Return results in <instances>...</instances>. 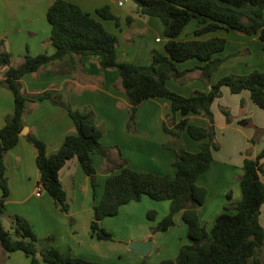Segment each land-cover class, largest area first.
I'll list each match as a JSON object with an SVG mask.
<instances>
[{"label":"crops","instance_id":"crops-1","mask_svg":"<svg viewBox=\"0 0 264 264\" xmlns=\"http://www.w3.org/2000/svg\"><path fill=\"white\" fill-rule=\"evenodd\" d=\"M54 1L0 0V51L6 49L12 53L13 65H18L27 53L52 54L56 51L50 38L52 25L47 17L48 9ZM70 1L94 15L108 30L117 34L118 57L121 60L149 64L154 49L166 53L168 37L164 34L162 20L157 16L139 15L137 4L133 0H123L122 5L119 4L120 0ZM105 6H109L118 15L119 24L114 19H106L97 14V9ZM130 15L134 16L131 22L128 21ZM195 18L186 24L177 39L226 37V48L216 54L225 60L213 73L209 83L205 82L201 71L197 69L188 72L190 78L184 82L169 78V88L182 95H190L195 90H209L211 83L229 73L247 74L254 69L264 72V41L258 34L236 33L232 29L220 28L196 35L195 29L202 25L203 19ZM229 51H242V54L233 56V59ZM201 64L203 62L197 58L178 62L182 70ZM6 68L0 66V81ZM21 82L28 93L54 88L56 94L74 108L90 105L95 111L96 122L105 129L101 140L110 147L113 158L122 156L127 165L141 171L175 173L173 161L176 152L165 146L172 135L163 128L164 120L172 113L171 100L166 97L144 100L138 108L136 129L131 131L128 127L131 102L126 92L117 87L120 82L119 71L102 67L98 55L84 56L78 69H73L70 58H65L39 71L26 73ZM221 106L230 107L234 115L232 122L227 121ZM14 107L13 92L0 83V128L5 124L6 116L14 111ZM212 109L215 114L216 141L220 143V148L214 149L210 168L199 177L198 182L207 188V195L205 202L197 207L201 222L208 229L231 200L241 198L240 176L243 173L244 159L255 157L264 146V110L253 101L249 90L233 93L229 86H223L222 95L215 99ZM175 116L177 119L184 117L181 112H177ZM188 117L191 123L204 127L209 125L208 118L202 113L191 112ZM242 118H249L252 125L241 124L239 121ZM24 125L26 133L21 134L19 142L6 155L10 194L6 200L4 224L5 219H9L11 226V215L21 214L42 238L41 247L53 246L100 264L111 261L112 252L114 256L117 255L115 259L119 257L116 259L119 264H124L121 259L128 257L134 259L133 264H140L143 258H148V264H160L164 259L175 258L180 246L188 242V224L183 219V211L175 214V224L168 230H150L151 226L157 225L169 213L171 201L144 195L139 201L122 205L120 210L129 219L125 228L135 232L130 241L153 239L152 251L142 255L133 253L129 246L119 247L122 248L120 251L110 244L105 246V240L92 234L94 211L91 178L77 157L71 158L60 173L70 205L68 212L57 206L46 189L43 188L37 194L40 177L36 162L37 151L27 139V133L38 135L46 143L48 154L56 152L67 135L77 133L76 124L67 109L49 99L31 102L24 117ZM256 127L262 130L257 140L253 141ZM181 137L188 150L196 152L200 149L199 140L191 137L187 130H183ZM94 165L97 170V196L100 199L111 170L107 160L100 154L94 155ZM262 179L264 181V176ZM228 192L232 193L231 198L228 197ZM1 195L0 186V197ZM149 210L156 211L155 219L147 218ZM107 218L101 221L103 226L106 225ZM134 219L136 222L132 223ZM261 223L264 226V204ZM49 236H53V239L47 240ZM0 258L5 260V264L31 262V258L22 250L5 252L1 246Z\"/></svg>","mask_w":264,"mask_h":264},{"label":"trees","instance_id":"trees-1","mask_svg":"<svg viewBox=\"0 0 264 264\" xmlns=\"http://www.w3.org/2000/svg\"><path fill=\"white\" fill-rule=\"evenodd\" d=\"M133 1L137 4L139 15L157 16L162 20L164 34L168 37L166 53L154 49L149 64L121 60L118 57L117 34L70 0H55L47 12L52 25L50 38L56 47L54 53H27L18 65H13L12 53L6 49L0 51V66L7 67L0 83L8 87L15 98L14 111L6 116L5 124L0 128V246L5 252L22 250L31 258L30 264H99L53 246L40 248L42 238L21 214L11 215V229L6 228L3 222L6 200L10 194L6 155L20 140L29 103L49 99L67 109L76 124L77 133L67 135L61 147L52 154L47 153L46 143L38 135L27 133V139L37 151L38 183L53 196L58 207L68 212L70 205L60 173L71 158L77 157L91 178L93 236L110 239L111 232L101 225V220L118 214L122 205L139 201L148 195L157 200L171 201L169 213L154 226L153 231L168 230L175 224V214L179 211H183V219L188 224V242L180 246L175 258L164 259L161 264H263L264 226L261 214L264 204V146L255 157L244 159L240 176L242 196L239 200H231L224 207L210 229L201 222L197 207L205 202L207 195V188L198 182L199 177L210 168L214 149L220 148V143L216 141L212 104L222 95V87L229 86L233 93L249 90L253 101L264 110V72L255 69L247 74L230 73L211 83L209 90H195L190 95L172 90L167 81L175 78L184 82L188 79V72L198 69L205 82L209 83L213 72L225 60L216 54L226 48V37L177 39L193 18L203 19L202 25L195 29L196 35L227 28L245 34H258L264 41V0ZM96 12L103 18L120 23L118 15L109 6L98 8ZM133 19L134 16H128L129 22ZM88 55H98L102 67L119 71L120 82L117 87L126 92L131 102L128 121L131 131L136 129L138 108L144 100L151 97L171 100L172 113L167 115L163 128L172 135L165 146L176 152L173 161L175 173L141 171L127 165L122 156L113 158L110 147L101 140L105 129L96 122L95 111L90 105L74 108L68 101L61 99L54 88L37 93H28L23 89L21 78L26 73L39 71L65 58H70L71 67L78 69L82 58ZM190 58H197L203 64L180 69L178 62ZM241 105H244V100ZM220 108L227 121L232 122L234 115L230 107ZM177 112H181L184 117L177 119ZM191 112L204 114L209 125L204 127L191 123L188 117ZM239 122L245 126L252 125L249 118H242ZM183 130L199 140L198 151L187 149L181 138ZM261 130L256 127L253 141L257 140ZM95 154L102 155L111 170L100 199L97 196ZM231 195L228 192L229 198ZM155 214V210H149L148 217L155 218ZM46 239L52 240L53 236ZM4 261L0 258V264H5Z\"/></svg>","mask_w":264,"mask_h":264},{"label":"rangeland","instance_id":"rangeland-1","mask_svg":"<svg viewBox=\"0 0 264 264\" xmlns=\"http://www.w3.org/2000/svg\"><path fill=\"white\" fill-rule=\"evenodd\" d=\"M194 19H196V18H194ZM193 21H195V20H193ZM232 31H234V32H236V33H240L239 31H237V30H234V29H232ZM237 42H238V40H237ZM233 44V43H232ZM233 46H235V44L233 45ZM232 46V47H233ZM229 52H231V55H230V57H232L233 59H235L234 57H236V56H239V55H241L242 53V51H236V52H234V51H229ZM234 56V57H233ZM233 61V60H232ZM217 70V69H216ZM215 70V71H216ZM255 70V69H254ZM214 71V72H215ZM213 72V73H214ZM230 74V73H229ZM213 75V74H212ZM187 78L189 79L190 78V75H187ZM137 119V118H136ZM136 125H137V122H136ZM135 131V130H134ZM182 138V137H181ZM183 140V139H182ZM121 209V208H120ZM149 212V211H148ZM148 212H147V218L149 219V220H153V219H155V218H149L148 217ZM107 217H110V218H107ZM107 217H105V218H107V220H105V223H106V225L104 226L105 228H107V230L109 231V232H111V238L110 239H103V240H105V246H108L109 244L112 246V247H115V249L117 250V251H120V249H122V248H119V247H122V246H129V243L131 242V241H134V240H131L130 241V238L135 234V232L134 231H132V230H129V229H126L125 228V226L127 225V223H129L128 222V220L129 219H127V217L123 214V212H122V210H119V213L118 214H116V215H114V216H107ZM103 220V219H102ZM101 220V221H102ZM136 221H135V219H134V221H132V223H135ZM5 226H6V228H8V229H11V226H10V220L9 219H5V224H4ZM101 225L103 226V224H102V222H101ZM154 226H156V225H154ZM154 226H151L150 227V230L152 231V232H155V231H153V228H154ZM112 228H114V230L112 229ZM157 232V231H156ZM137 240V239H136ZM107 241V242H106ZM115 246H114V245ZM171 245H173V243H171ZM39 247L40 248H42L41 247V244L39 243ZM156 251H158V250H156ZM111 256L112 257H110L112 260L111 261H105V260H103V261H105V262H102L101 264H119L118 262H117V258H119V257H117L116 259H115V257L117 256H114V253L112 252L111 253ZM114 256V257H113ZM262 256H264V249L262 250ZM146 260H148V258H143V261H141V263H143V262H147ZM102 261V260H101ZM100 261V262H101ZM115 261V262H114ZM118 261H120V259L118 260ZM121 262H124V264H133V262H134V259L133 258H130V257H128L127 259L126 258H122L121 259ZM140 263V264H141ZM100 264V263H99ZM161 264V263H160Z\"/></svg>","mask_w":264,"mask_h":264},{"label":"water","instance_id":"water-1","mask_svg":"<svg viewBox=\"0 0 264 264\" xmlns=\"http://www.w3.org/2000/svg\"><path fill=\"white\" fill-rule=\"evenodd\" d=\"M27 129L24 127L22 133H26ZM154 245L153 239L149 240H134L129 243V248L135 254L147 255L152 251Z\"/></svg>","mask_w":264,"mask_h":264},{"label":"built area","instance_id":"built-area-1","mask_svg":"<svg viewBox=\"0 0 264 264\" xmlns=\"http://www.w3.org/2000/svg\"><path fill=\"white\" fill-rule=\"evenodd\" d=\"M119 4L122 5V4H123V0H120V1H119ZM42 189H43V186L39 184L37 194H40V191H41Z\"/></svg>","mask_w":264,"mask_h":264}]
</instances>
